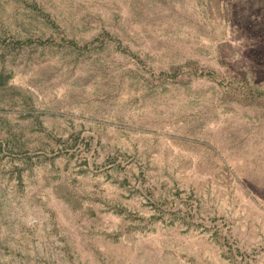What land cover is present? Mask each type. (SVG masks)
I'll return each instance as SVG.
<instances>
[{
  "label": "rangeland",
  "instance_id": "obj_1",
  "mask_svg": "<svg viewBox=\"0 0 264 264\" xmlns=\"http://www.w3.org/2000/svg\"><path fill=\"white\" fill-rule=\"evenodd\" d=\"M0 264H264V0H0Z\"/></svg>",
  "mask_w": 264,
  "mask_h": 264
},
{
  "label": "trees",
  "instance_id": "obj_2",
  "mask_svg": "<svg viewBox=\"0 0 264 264\" xmlns=\"http://www.w3.org/2000/svg\"><path fill=\"white\" fill-rule=\"evenodd\" d=\"M106 35H108V32H106L105 33ZM98 40V39H97ZM70 41H72V40H70ZM104 41V39H103V37H102V40H99V42H103ZM74 41H72V43H73ZM174 72V71H173Z\"/></svg>",
  "mask_w": 264,
  "mask_h": 264
}]
</instances>
